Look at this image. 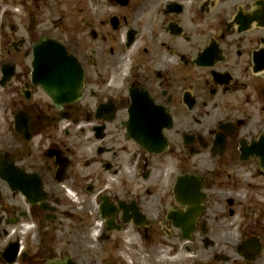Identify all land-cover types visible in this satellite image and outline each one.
<instances>
[{
  "label": "flooded vegetation",
  "instance_id": "obj_1",
  "mask_svg": "<svg viewBox=\"0 0 264 264\" xmlns=\"http://www.w3.org/2000/svg\"><path fill=\"white\" fill-rule=\"evenodd\" d=\"M45 39L84 70L59 107ZM0 111L20 264H264V0H0Z\"/></svg>",
  "mask_w": 264,
  "mask_h": 264
},
{
  "label": "water",
  "instance_id": "obj_2",
  "mask_svg": "<svg viewBox=\"0 0 264 264\" xmlns=\"http://www.w3.org/2000/svg\"><path fill=\"white\" fill-rule=\"evenodd\" d=\"M33 57L31 79L46 91L55 104L57 102L73 100L71 98H77L82 85L83 69L74 57L66 51L63 45L54 40H45L41 44L34 45ZM10 168L6 160L0 161V178L4 180H10V178L16 179L14 176L16 172L13 168H11V173L7 172ZM21 190L23 193H26L22 188ZM18 248L19 243L10 242L3 252H1L6 263L12 262L15 259L18 254ZM46 264L76 263L65 258L63 261L52 259L47 261Z\"/></svg>",
  "mask_w": 264,
  "mask_h": 264
},
{
  "label": "rangeland",
  "instance_id": "obj_3",
  "mask_svg": "<svg viewBox=\"0 0 264 264\" xmlns=\"http://www.w3.org/2000/svg\"><path fill=\"white\" fill-rule=\"evenodd\" d=\"M3 122H4V115L3 113L0 111V149H2L3 145H2V141H3V137H4V133H5V128L3 127ZM3 184V182L0 180V185ZM4 239L0 238V251L3 250L4 246L6 245V243L3 242ZM29 242V240H27ZM30 243V242H29ZM0 264H3V261L0 257Z\"/></svg>",
  "mask_w": 264,
  "mask_h": 264
}]
</instances>
